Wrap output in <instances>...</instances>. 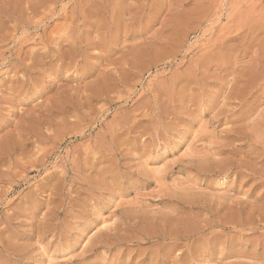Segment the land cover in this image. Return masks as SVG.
Returning a JSON list of instances; mask_svg holds the SVG:
<instances>
[{"label":"rangeland","instance_id":"rangeland-1","mask_svg":"<svg viewBox=\"0 0 264 264\" xmlns=\"http://www.w3.org/2000/svg\"><path fill=\"white\" fill-rule=\"evenodd\" d=\"M0 264H264V0H0Z\"/></svg>","mask_w":264,"mask_h":264}]
</instances>
